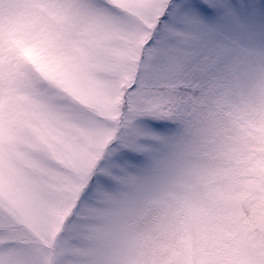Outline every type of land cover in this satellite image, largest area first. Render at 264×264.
I'll return each mask as SVG.
<instances>
[{
	"label": "snow or ice",
	"instance_id": "snow-or-ice-1",
	"mask_svg": "<svg viewBox=\"0 0 264 264\" xmlns=\"http://www.w3.org/2000/svg\"><path fill=\"white\" fill-rule=\"evenodd\" d=\"M0 264H264V0H0Z\"/></svg>",
	"mask_w": 264,
	"mask_h": 264
}]
</instances>
